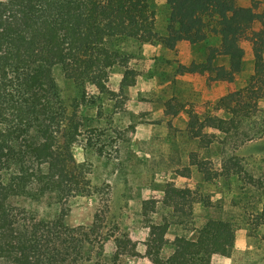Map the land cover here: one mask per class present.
Masks as SVG:
<instances>
[{"label": "trees", "instance_id": "trees-1", "mask_svg": "<svg viewBox=\"0 0 264 264\" xmlns=\"http://www.w3.org/2000/svg\"><path fill=\"white\" fill-rule=\"evenodd\" d=\"M235 1L168 0V36L162 38L156 31L155 11L137 0H0V264H86L93 260L87 257L86 246L101 243L98 217L92 227H70L64 212L46 220L35 204H62L71 196L91 193L89 167L77 162L73 154V147L84 141L79 111L86 96L73 110L64 99L55 70L61 67L75 83H92L102 90L117 64V51L108 38L208 44L207 59L184 71L212 73L218 80H229L243 70L244 52L237 44L242 39L251 41L255 73L249 86L232 92L214 108V112L225 109L230 117L205 114L200 120L192 114L189 131L201 147L216 142L217 133L226 139L243 133L246 139L240 144L253 139L258 131L249 125L264 98V12L256 27L252 9ZM213 37L221 39L219 46L208 43ZM205 127L214 132H204ZM87 145L102 152L92 140ZM191 161L208 180L213 179L214 169L206 160L193 153ZM186 169L180 173L190 177L191 170ZM243 171L236 157L224 160L225 181L242 179ZM251 179L252 186L260 182ZM194 194L192 188L169 186L161 202L160 224L152 220L159 202H144L153 264H211L215 248L233 242L235 225L210 219L195 240L177 236L173 252L163 257L169 230L192 223L194 204L202 200ZM261 215L263 221L256 228L264 225V208Z\"/></svg>", "mask_w": 264, "mask_h": 264}, {"label": "rangeland", "instance_id": "rangeland-1", "mask_svg": "<svg viewBox=\"0 0 264 264\" xmlns=\"http://www.w3.org/2000/svg\"><path fill=\"white\" fill-rule=\"evenodd\" d=\"M137 1L149 4L155 11L156 31L166 38L170 19L168 0ZM235 3L252 9L258 27L264 0ZM107 41L117 51V64L102 90L92 83H75L61 67L55 70L64 99L73 110L83 94L86 96L87 102L79 111L84 141L73 147V154L77 162H86L89 167L86 174L91 193L71 196L62 204L48 205L45 201L35 204L39 216L51 220L64 212L68 226L87 228L99 218L103 237L100 244H87L86 255L93 260L86 264L95 261L153 264L151 229L143 215L144 202L152 199L159 202V212L152 215V220L160 224L164 212L161 202L167 188H192L194 198L204 200L194 204L188 227L177 225L169 230V245L164 248L163 257L171 255L177 236L195 240L198 230L214 219L232 222L235 236L231 244L215 248L211 264H264V225L256 228L263 221L264 208V98L259 101L258 111H253L249 125L258 132L243 144H240L246 139L243 133L226 139L215 131L218 140L201 147L189 131L192 114H197L200 120L205 114L230 117L225 109L214 112V108L219 102H226L232 92L249 86L255 73L251 41L238 42L237 47L244 52V66L229 80H218L212 73L184 71V67L207 59L209 51L205 43L173 40L145 43L117 37ZM208 43L219 46L221 39L213 37ZM204 132L214 130L205 127ZM90 140L102 147V152L87 148ZM193 153L214 169L212 180L191 165ZM231 156L236 157L244 170L242 179L235 178L232 183L222 175L224 160ZM187 167L191 170L190 177L180 173H185ZM251 178L260 182L252 186Z\"/></svg>", "mask_w": 264, "mask_h": 264}]
</instances>
